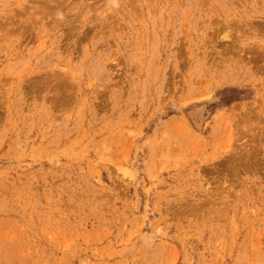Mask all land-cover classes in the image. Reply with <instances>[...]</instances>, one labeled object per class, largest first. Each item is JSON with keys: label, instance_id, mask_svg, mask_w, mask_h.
<instances>
[{"label": "rangeland", "instance_id": "obj_1", "mask_svg": "<svg viewBox=\"0 0 264 264\" xmlns=\"http://www.w3.org/2000/svg\"><path fill=\"white\" fill-rule=\"evenodd\" d=\"M0 264H264V0H0Z\"/></svg>", "mask_w": 264, "mask_h": 264}]
</instances>
